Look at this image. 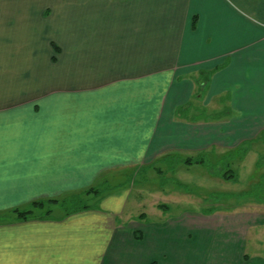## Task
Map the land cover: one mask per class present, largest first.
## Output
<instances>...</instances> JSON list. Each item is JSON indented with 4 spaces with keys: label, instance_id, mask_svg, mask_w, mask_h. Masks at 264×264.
<instances>
[{
    "label": "crops",
    "instance_id": "0c3cea01",
    "mask_svg": "<svg viewBox=\"0 0 264 264\" xmlns=\"http://www.w3.org/2000/svg\"><path fill=\"white\" fill-rule=\"evenodd\" d=\"M263 92L264 0H0V212L150 165L181 150L191 107L245 112ZM125 191L60 219L9 215L0 264H174L220 238L180 228L200 242L176 254L168 220L129 221ZM222 236L214 263L237 264Z\"/></svg>",
    "mask_w": 264,
    "mask_h": 264
},
{
    "label": "rangeland",
    "instance_id": "374dc122",
    "mask_svg": "<svg viewBox=\"0 0 264 264\" xmlns=\"http://www.w3.org/2000/svg\"><path fill=\"white\" fill-rule=\"evenodd\" d=\"M219 103L203 110L189 109V131L181 139L174 137L176 146L172 145L181 150L168 152L134 172H109L92 193H85L86 189L65 197L60 205H51V215L60 216L77 206L97 207L106 195L102 193L125 189L124 213L130 222L168 220V226L202 229L200 233L208 228L220 237L197 264H215V257L223 254L224 234L235 236L239 249L243 248L244 257H239V251L235 255L237 264H264V107L240 112ZM197 159L202 162H193ZM230 170L233 176L224 178L222 173ZM10 212H0V222L7 221ZM185 237L191 241L194 236L186 232Z\"/></svg>",
    "mask_w": 264,
    "mask_h": 264
},
{
    "label": "trees",
    "instance_id": "16d2710c",
    "mask_svg": "<svg viewBox=\"0 0 264 264\" xmlns=\"http://www.w3.org/2000/svg\"><path fill=\"white\" fill-rule=\"evenodd\" d=\"M165 158H166V156H165ZM165 158H163V159H165ZM190 162H192V161H189L186 163H190ZM193 162L201 163L202 161L197 159L196 161H193ZM222 175L224 178H231L233 176V174L231 173V170L230 171H224L222 173ZM91 192H93V188H89L88 190L85 191V193H91ZM67 200H69V199H67ZM64 202H65V199L59 200V199H55V198L44 199V200L43 199L42 200H33L25 206H22L20 208L11 209L10 214H12V216H14L15 220H19V221H26V220H30V219H40V220H42V219H60V218L66 217L67 215H70L72 213H75L77 211H80V210L87 208V206H83V207L77 206V207H73L72 210L65 211L60 216H57V217L52 216L51 215V210H52L51 205H54V206L60 205ZM206 212H209V211H206ZM206 214H208V213H206Z\"/></svg>",
    "mask_w": 264,
    "mask_h": 264
},
{
    "label": "bare ground",
    "instance_id": "6f19581e",
    "mask_svg": "<svg viewBox=\"0 0 264 264\" xmlns=\"http://www.w3.org/2000/svg\"><path fill=\"white\" fill-rule=\"evenodd\" d=\"M177 230H179V231L177 232ZM193 232L198 233V235H201L202 234V233H200L197 230H194ZM198 235H197V237H198ZM202 235H201V238H202ZM181 238H184L185 239V237L183 236V231H181L180 229H178L175 226H168V228H167L166 242L171 240L172 248H173V252L174 253L178 254V253H185V252H195L194 254H198V253H196V250H197V244L200 241H198L197 239H193L192 240L193 241L192 243H188V242L185 241V243L188 246H192V247H188L187 250L185 249L184 251H182V249H181L182 248L181 247V244H182ZM210 239H211L210 236L204 238V235H203L202 241L204 240V244H205V243H209L210 242ZM189 259L190 260H185L184 259L183 261L182 260H179V259H175V260H173V263L174 264H179L180 262H182V264H197L198 263L197 261H199L197 255H192V256L189 257Z\"/></svg>",
    "mask_w": 264,
    "mask_h": 264
}]
</instances>
